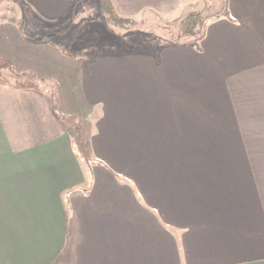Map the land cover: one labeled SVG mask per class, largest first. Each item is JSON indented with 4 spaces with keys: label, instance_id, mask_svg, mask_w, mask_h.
I'll return each mask as SVG.
<instances>
[{
    "label": "crops",
    "instance_id": "obj_1",
    "mask_svg": "<svg viewBox=\"0 0 264 264\" xmlns=\"http://www.w3.org/2000/svg\"><path fill=\"white\" fill-rule=\"evenodd\" d=\"M79 1L0 0V264H264V0H226L199 48L92 59L46 31Z\"/></svg>",
    "mask_w": 264,
    "mask_h": 264
},
{
    "label": "rangeland",
    "instance_id": "obj_2",
    "mask_svg": "<svg viewBox=\"0 0 264 264\" xmlns=\"http://www.w3.org/2000/svg\"><path fill=\"white\" fill-rule=\"evenodd\" d=\"M104 1L105 0L79 1L69 17V22L59 25H52V28H47L48 30L46 31H49L50 35L52 36L56 34L52 37L54 42H62L63 45H66V47L72 51L77 52L78 49H81L79 51L84 50V53L88 59L96 58L101 54L128 53V51L130 52L134 48L126 47L125 44L127 41H138L143 45V47L133 50L136 51V53H148V50L146 51L143 48L146 46L151 47L152 42H154L156 39L146 35L129 36L125 28H120V22H116L111 18V16L109 17L107 14L103 15V13H101L102 8L100 5L101 2L104 3ZM225 2L226 0H207L204 5L192 11L189 10L183 13V16L186 17L191 16V14H199L200 17H202L205 21H212L217 17L219 11H221L223 8L225 9ZM8 5L9 4L7 2L0 3V16H15V18L22 16L18 10H16L17 12L15 15L11 12H8L6 10ZM202 18L200 20H202ZM157 21V19L148 20V18L136 20V30L140 31L145 29L144 31L149 32L152 28L151 32H154V29L157 27ZM28 24L29 25L25 27V31L28 34L33 33V31H31L32 24ZM123 25V27H125V25L128 24L125 22ZM148 26L153 27L149 28ZM173 29L175 32L178 31L176 30L177 27ZM35 30H37L38 34H44V31H42L41 27L39 26L35 27ZM156 35L158 36L159 33ZM158 41L163 42L161 40ZM145 43H148V45ZM140 44H138L139 47ZM63 121H65L73 131L74 138H76L79 149L85 153L86 148L84 145L88 141L90 134V129L87 127L88 124L86 123V120L68 117L67 120L64 119ZM88 153L89 152H87V154Z\"/></svg>",
    "mask_w": 264,
    "mask_h": 264
},
{
    "label": "trees",
    "instance_id": "obj_3",
    "mask_svg": "<svg viewBox=\"0 0 264 264\" xmlns=\"http://www.w3.org/2000/svg\"><path fill=\"white\" fill-rule=\"evenodd\" d=\"M101 8H102V12L103 15H108L109 17L111 16V18L113 20H115L116 22H120V28H125L126 32L128 33L129 36L131 35H138V36H142V35H146V36H150L153 39L155 38L156 40H154V42H152V46L151 47H144L143 49H145L146 51L148 50V53H158L159 51H161L162 49L166 48V47H172V46H181V45H191L194 46L196 48H199L201 41L204 38V34H205V28L208 24V21H205L202 17H200L199 14H191V16H183V13H178L174 16H154V20H158L156 22L157 27L154 29V32L152 31V28L150 29L149 32H146L144 30H136V25L137 22L134 19H125L122 17H119L117 15L114 14L113 10H112V2L111 0H105L104 3L101 2ZM228 12L226 9H222L221 12H219L217 14V17H221V16H227ZM216 17V18H217ZM185 18V19H184ZM202 18V20H200ZM151 19V20H152ZM127 23L128 25H125V27H123V23ZM146 23V22H145ZM122 26V27H121ZM146 27V25H145ZM149 27V26H148ZM153 27V26H150ZM149 27V28H150ZM176 30H178L177 32L174 31L173 28H176ZM159 35L157 36L156 34ZM163 37V38H161ZM158 40H161L163 42H159ZM156 41V42H155ZM37 43H41V42H37ZM138 44H140L138 41H127V43L125 44L126 47H131L134 48L132 49V51H128V53H136L135 50L136 48H141L143 47L142 44H140V47L138 46ZM146 45H148V43H145ZM145 46V45H144ZM154 49V51H153ZM66 54H68L69 56L72 57H82L84 54L82 52H75L72 50H65ZM59 107L57 103H54V111L56 114H58L60 117L61 114L59 113ZM85 153H83V151H81L77 145V141L76 138H74V147L75 150L78 152V154H80L82 156V158L86 161L89 162L90 157H89V153L88 152V141L85 143Z\"/></svg>",
    "mask_w": 264,
    "mask_h": 264
}]
</instances>
